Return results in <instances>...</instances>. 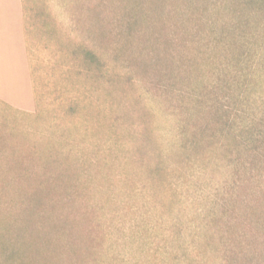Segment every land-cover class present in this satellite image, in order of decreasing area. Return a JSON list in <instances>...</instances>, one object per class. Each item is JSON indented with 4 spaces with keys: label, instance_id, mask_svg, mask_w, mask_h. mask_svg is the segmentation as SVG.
<instances>
[{
    "label": "rangeland",
    "instance_id": "1",
    "mask_svg": "<svg viewBox=\"0 0 264 264\" xmlns=\"http://www.w3.org/2000/svg\"><path fill=\"white\" fill-rule=\"evenodd\" d=\"M206 1L24 0L29 78L0 90V190L79 175L73 195L68 178L0 192V264L17 241L49 264H225L231 223L254 220L244 197L264 215V4ZM249 251L264 264V232Z\"/></svg>",
    "mask_w": 264,
    "mask_h": 264
},
{
    "label": "trees",
    "instance_id": "2",
    "mask_svg": "<svg viewBox=\"0 0 264 264\" xmlns=\"http://www.w3.org/2000/svg\"><path fill=\"white\" fill-rule=\"evenodd\" d=\"M228 1L229 4L237 3L236 0ZM239 2L248 5L253 4V6H255L256 4H264V0H239ZM217 3L218 2H216V4ZM85 53L86 56L89 57L93 55V52L89 47L85 48ZM43 168L44 169H42L41 171H47L49 175H45L49 176L50 179L53 175L57 176L53 180L35 181L36 176H34L33 173V175L29 174L31 176H28L26 172L22 176L19 173L17 177H25V180L16 184L7 183L5 184V188H3V191L0 190V192L2 194H7L10 193L13 189L17 188L18 193L20 192L24 197L29 196L28 194L30 193L32 197H34L35 195L37 198H39L40 194L47 191L53 192L55 190H58V187L63 189L65 187L63 179L68 178V184L65 189L68 190L72 187L70 194L73 195L75 193L74 182L79 173L77 175L76 173L71 172L69 168H63V170L59 173H53L49 171V168L47 167ZM28 178H32L30 181L31 183L28 182ZM78 181L79 179L76 181V184L78 183ZM261 190L262 188L258 191L257 194H264V188L262 191ZM244 199V209L247 210L248 215H250L249 217L257 220V223L254 222V220L246 223L243 227V233L239 230L234 229L236 224L234 225L233 222L231 223L228 231L230 234V240L227 248V257L223 261L225 264H253V260L249 255L251 253L249 250L253 245L258 244V241H262L264 229H262L261 226L264 220V215L260 217L259 208L255 207L253 201H250V196H245ZM38 204H40V202ZM236 223L239 227H242L243 225L240 220L236 221ZM54 228L59 229V231L63 230L59 223H57ZM250 238H252V244L249 241ZM17 242L13 245V250L8 249L9 252L8 254H6V256H8L7 261L12 262L13 264H49V262L54 257L52 255V252H50V248L48 249V251H43L39 244L36 246L29 242L25 243L24 245H17Z\"/></svg>",
    "mask_w": 264,
    "mask_h": 264
},
{
    "label": "crops",
    "instance_id": "3",
    "mask_svg": "<svg viewBox=\"0 0 264 264\" xmlns=\"http://www.w3.org/2000/svg\"><path fill=\"white\" fill-rule=\"evenodd\" d=\"M24 3V0H0V90L5 81L27 83L29 78L30 56Z\"/></svg>",
    "mask_w": 264,
    "mask_h": 264
}]
</instances>
